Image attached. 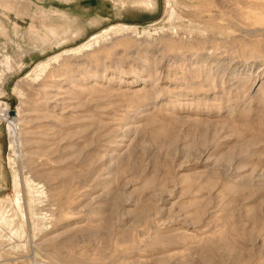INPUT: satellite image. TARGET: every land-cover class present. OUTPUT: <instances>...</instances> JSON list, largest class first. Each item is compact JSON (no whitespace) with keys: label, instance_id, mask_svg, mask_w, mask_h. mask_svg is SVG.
Instances as JSON below:
<instances>
[{"label":"rangeland","instance_id":"obj_1","mask_svg":"<svg viewBox=\"0 0 264 264\" xmlns=\"http://www.w3.org/2000/svg\"><path fill=\"white\" fill-rule=\"evenodd\" d=\"M12 2L0 264H264V0Z\"/></svg>","mask_w":264,"mask_h":264},{"label":"bare ground","instance_id":"obj_2","mask_svg":"<svg viewBox=\"0 0 264 264\" xmlns=\"http://www.w3.org/2000/svg\"><path fill=\"white\" fill-rule=\"evenodd\" d=\"M1 2L3 1V5H5L8 9H15L16 11H18V13H19V15H23V14H25V13H28L27 11V6L25 5V4H23V3H13L12 2V0L11 1H9V0H0ZM118 1H121V2H126V1H130L131 3H133V4H136V5H139V6H144V7H154L155 6V0H118ZM19 2V1H18ZM0 4H2V3H0ZM2 5V6H3ZM38 8V7H37ZM5 9V8H4ZM39 9V8H38ZM8 11H11V10H8ZM15 11V12H16ZM62 11V10H61ZM53 11H51V12H49V13H52ZM17 13V12H16ZM39 13V12H38ZM54 13H55V11H54ZM42 14V15H41ZM40 15L43 17V18H48V13H45V12H42ZM57 14V13H56ZM61 14V13H60ZM38 14L37 13H35V16H37ZM48 15V16H47ZM39 16V15H38ZM60 16V15H59ZM40 17V16H39ZM61 17H63L64 18V20L66 21V20H68L69 18L66 16V14H61ZM50 18V17H49ZM63 21V20H62ZM69 22V21H68ZM68 22H67V25H68ZM63 23V22H62ZM61 24V23H60ZM60 24H57V23H50V24H47V25H45L44 26V28H45V30H46V32H47V35H46V38L48 37V40H49V38H50V36H55V35H57V34H60L61 33V31H62V33L64 32V33H67L66 35H68V32H70L69 30H70V27H63V26H61ZM66 24V23H65ZM70 24V23H69ZM64 25V24H63ZM69 26V25H68ZM75 27V26H74ZM122 27H124V28H128L129 27V25H126V24H122ZM34 28H36L35 26H34ZM34 28H32V30H33V32H35L36 30L34 29ZM82 28V27H81ZM31 29V28H30ZM78 29V28H77ZM38 30V29H37ZM81 30V29H80ZM83 30V29H82ZM74 31V30H73ZM77 31V30H76ZM80 32V31H79ZM75 34H76V32H74ZM36 34V33H35ZM41 34V33H40ZM40 34H38V35H40ZM80 34V33H79ZM61 35V34H60ZM63 35V34H62ZM71 35V34H70ZM70 35H68V37H69V39H71L70 38ZM73 36H74V34H73ZM77 36V35H76ZM40 37H41V35H40ZM44 37V36H43ZM63 37V36H62ZM65 37V36H64ZM67 37V38H68ZM61 39V38H60ZM45 40V39H44ZM59 40V39H58ZM50 41V40H49ZM52 41V40H51ZM57 41V40H56ZM55 41V42H56ZM66 41H68V39L66 40ZM46 42V40L44 41V43ZM62 42H65L64 40L62 41ZM19 114L18 113H16V116H10L11 118H16L17 116H18ZM15 188H16V191H19L20 192V190H19V186H20V183L18 182V180L17 179H15ZM20 197V196H19ZM19 197L17 198V200L19 199Z\"/></svg>","mask_w":264,"mask_h":264},{"label":"water","instance_id":"obj_3","mask_svg":"<svg viewBox=\"0 0 264 264\" xmlns=\"http://www.w3.org/2000/svg\"><path fill=\"white\" fill-rule=\"evenodd\" d=\"M10 114H11L12 116L16 115V111H15L14 109L10 110Z\"/></svg>","mask_w":264,"mask_h":264}]
</instances>
